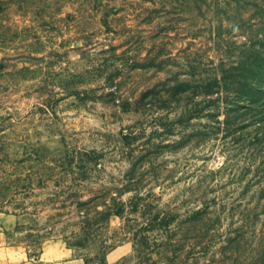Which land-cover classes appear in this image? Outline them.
Instances as JSON below:
<instances>
[{"label": "rangeland", "instance_id": "obj_1", "mask_svg": "<svg viewBox=\"0 0 264 264\" xmlns=\"http://www.w3.org/2000/svg\"><path fill=\"white\" fill-rule=\"evenodd\" d=\"M0 264H264V0H0Z\"/></svg>", "mask_w": 264, "mask_h": 264}]
</instances>
